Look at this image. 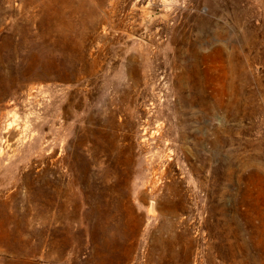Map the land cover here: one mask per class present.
I'll use <instances>...</instances> for the list:
<instances>
[{"label":"rangeland","instance_id":"obj_1","mask_svg":"<svg viewBox=\"0 0 264 264\" xmlns=\"http://www.w3.org/2000/svg\"><path fill=\"white\" fill-rule=\"evenodd\" d=\"M0 264H264V0H0Z\"/></svg>","mask_w":264,"mask_h":264},{"label":"bare ground","instance_id":"obj_2","mask_svg":"<svg viewBox=\"0 0 264 264\" xmlns=\"http://www.w3.org/2000/svg\"><path fill=\"white\" fill-rule=\"evenodd\" d=\"M12 125V123H9L8 124V126H11ZM29 144H32V142H29L28 143V145ZM34 144V143H33ZM24 154L23 153H19L18 155H17V157L16 158H22V156H23ZM24 157V156H23ZM13 160V159H12ZM23 160V159H22ZM21 161V160H20ZM24 161V160H23ZM27 161V160H26ZM29 161H32L31 159H28V161H27V163H29ZM19 163V162H18ZM22 163H24V162H22ZM23 165H25V164H23ZM22 164L20 165V167H22L23 166ZM30 165H32V164H30Z\"/></svg>","mask_w":264,"mask_h":264}]
</instances>
